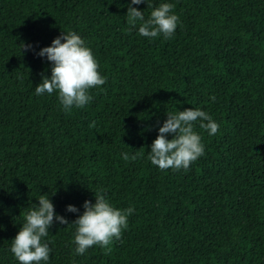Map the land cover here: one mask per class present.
<instances>
[{
	"label": "trees",
	"instance_id": "1",
	"mask_svg": "<svg viewBox=\"0 0 264 264\" xmlns=\"http://www.w3.org/2000/svg\"><path fill=\"white\" fill-rule=\"evenodd\" d=\"M130 2L0 0V264H19L12 240L41 195L69 222L54 220L42 238L47 264H264V0H148L174 5L170 39L130 27ZM131 6L145 20L152 11ZM69 30L106 82L65 111L57 91L35 87L52 66L37 53ZM186 108L219 130L194 122L204 154L161 170L148 159L152 141ZM98 190L134 211L110 252L77 255L71 223Z\"/></svg>",
	"mask_w": 264,
	"mask_h": 264
},
{
	"label": "clouds",
	"instance_id": "2",
	"mask_svg": "<svg viewBox=\"0 0 264 264\" xmlns=\"http://www.w3.org/2000/svg\"><path fill=\"white\" fill-rule=\"evenodd\" d=\"M147 4L152 8L150 15L145 20L144 12L131 5ZM174 5L161 3L153 6L148 0H131L127 8V22L130 27H136L139 23V34L149 39L160 35L164 39H170L178 24L179 17L173 13ZM63 41V42H62ZM25 50L31 45H23ZM40 57H46L51 63V76H41V82L35 87L36 95L54 91L58 92V99L65 111H70L73 106L82 108L88 104L92 97L89 89L105 84L106 80L101 76L98 62L85 41L74 31L69 30L61 36L54 38L51 45L40 49L37 53ZM214 101L215 97H211ZM200 121L199 127L210 135H215L219 125L205 111L186 108L168 113L167 119L158 128V134L152 141L148 159L159 169H185L192 162L204 154V146L201 136L194 131V122ZM90 127H94L93 124ZM171 135L172 139H167ZM127 161L135 159L127 153L122 154ZM95 203L86 200L83 203V213L71 224L76 226L74 235L75 253L83 255L88 248L98 245L110 252L113 240L121 238L122 230L128 226V217L134 211L132 207L127 209L115 208L104 196L103 190L95 194ZM66 211L76 213L78 209L73 205H67ZM69 225L65 217L57 215L54 205L48 196L41 195L38 205L32 204L26 208L24 223L12 240L10 251L19 264H47L50 248L42 238L49 234L53 222ZM2 227V226H0Z\"/></svg>",
	"mask_w": 264,
	"mask_h": 264
}]
</instances>
